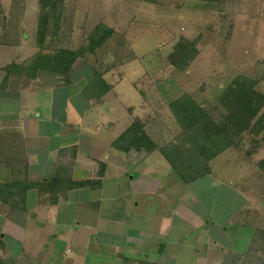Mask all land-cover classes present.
<instances>
[{
    "label": "crops",
    "instance_id": "crops-1",
    "mask_svg": "<svg viewBox=\"0 0 264 264\" xmlns=\"http://www.w3.org/2000/svg\"><path fill=\"white\" fill-rule=\"evenodd\" d=\"M0 4V191L15 183L0 198V264H262L264 227L253 226V208L219 221L193 189L214 171L185 184L159 149L120 143L136 119L124 126L120 112L131 108L106 96L122 79L79 58L69 80L41 71L7 81L6 68L40 46L37 29L26 33L29 44L13 45ZM86 61L88 76L75 80ZM139 95L137 120L157 140L144 119L151 101ZM83 181L92 182L71 187Z\"/></svg>",
    "mask_w": 264,
    "mask_h": 264
},
{
    "label": "rangeland",
    "instance_id": "rangeland-1",
    "mask_svg": "<svg viewBox=\"0 0 264 264\" xmlns=\"http://www.w3.org/2000/svg\"><path fill=\"white\" fill-rule=\"evenodd\" d=\"M1 2L6 6L4 31L11 34L13 45L29 44L25 35L37 29L33 40L40 46L44 18L40 0ZM58 10L56 48L84 47L97 25L114 30L100 49L85 58L97 65L101 76L122 79L108 87L106 100L122 109L124 105L131 108L120 112L126 119L124 126L139 117V94L149 96L151 112L144 119L152 121L148 128L163 146L180 143L183 133L193 131L184 116L174 115L181 100H194L217 121L222 113L218 97L236 76L258 78L257 89L264 92V0H219L218 4L202 0H64ZM2 14L0 8V21ZM182 40L197 41L199 53L181 72L169 64V57ZM86 74L87 61L75 80ZM127 99L133 101H124ZM250 140L246 136L238 147L232 146L230 138L221 140L212 162L213 178L193 189L204 192L205 207L219 221L225 212L251 206L253 226L258 221L264 227V147Z\"/></svg>",
    "mask_w": 264,
    "mask_h": 264
},
{
    "label": "trees",
    "instance_id": "trees-1",
    "mask_svg": "<svg viewBox=\"0 0 264 264\" xmlns=\"http://www.w3.org/2000/svg\"><path fill=\"white\" fill-rule=\"evenodd\" d=\"M202 1L208 4L219 2V0ZM63 2L64 0H40L41 8L44 10V18L41 22L43 26L41 45L25 63H13L6 68L7 81L10 76L21 78L41 71L63 76L69 80V72L76 61L85 58L87 53L92 54L100 49L113 36V29L97 25L89 33L88 42L84 47L75 50L54 47L53 42H56L57 32L60 29L61 15L57 11ZM198 53L197 41L182 40L170 54L169 64L181 72L185 71ZM96 78L102 79L100 75ZM259 81L258 78L246 75L233 78L218 97L217 104L221 107L222 113L217 121L194 100H181L180 107L174 115L184 116L193 127V131L183 133L179 139L180 143L172 142L163 146L147 135L139 120H136L119 137V141L121 144L127 143L128 147L134 146L144 151L159 149L182 182L191 184L212 173V162L216 158L215 149L221 140L230 138L232 146L238 147L246 136H250L251 144H256L257 141L264 147V92L257 89ZM91 182L71 183V187H84ZM14 184L1 187V200L3 189H12ZM263 238L264 232H261L260 239Z\"/></svg>",
    "mask_w": 264,
    "mask_h": 264
}]
</instances>
